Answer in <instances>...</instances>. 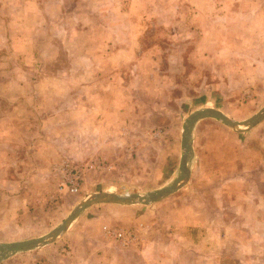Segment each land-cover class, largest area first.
<instances>
[{"label":"rangeland","instance_id":"374dc122","mask_svg":"<svg viewBox=\"0 0 264 264\" xmlns=\"http://www.w3.org/2000/svg\"><path fill=\"white\" fill-rule=\"evenodd\" d=\"M0 6L24 30L20 44L1 45L0 57V83L24 89H0L1 98L36 103L43 97L31 84H54L57 78L67 84L89 82L100 94L94 102L119 107L112 118L114 132L103 126L98 130L103 116H94L95 123L87 106L79 123L71 117L73 122L63 123L65 137L74 142L51 165L56 189L40 180L31 187L36 201L30 206H47L49 211L29 233L51 231L85 196L102 193L101 188L146 194L172 182L179 172L182 127L193 111L214 108L244 121L264 107V0H0ZM68 100L65 107L77 111L74 105L79 102ZM1 103L4 111L20 110ZM63 112L69 111L63 107ZM46 121L31 123L27 130H55V124ZM13 126L16 133L22 130ZM194 139L201 158L193 163L188 188L148 206L122 207L141 208L147 232L150 221L164 232L172 207L191 205L200 197H214L216 205L254 200L257 217L222 219L223 227L231 221L238 226L240 243L228 245L220 264H264V120L237 132L206 119L197 124ZM75 168L81 180L78 191L71 193L62 184ZM92 173L98 185L81 188ZM168 200L172 207L155 209ZM119 228L124 227H110ZM130 229L137 239L127 247L108 238L111 257L137 258L119 251L137 249L144 242V230ZM220 231L223 242L225 235L231 238L228 230ZM190 235L207 238L199 230H190ZM27 236L32 235L22 237Z\"/></svg>","mask_w":264,"mask_h":264},{"label":"crops","instance_id":"0c3cea01","mask_svg":"<svg viewBox=\"0 0 264 264\" xmlns=\"http://www.w3.org/2000/svg\"><path fill=\"white\" fill-rule=\"evenodd\" d=\"M5 11L6 8L0 6V57L2 55L1 45L20 44L19 41L24 35V30L20 29L22 26L17 28L13 19H9V16L4 13ZM53 81H55L54 84L44 83L42 80L39 83L31 84L30 87H33V90H38L43 97L42 99L37 95L39 100L36 103H31L27 99L21 101L20 98L10 99L9 96L6 98L0 96V106L3 105L1 102H5L10 110L20 108L15 112L4 111L0 108V236H4V238L0 237V243L27 240L49 232V230L30 232L32 236L22 237L25 234L30 235L29 231L35 229L39 221L44 220L48 214L47 211H49L47 206H41L40 209H37L35 205L30 206L36 201L35 192L31 187H36L35 184L39 183V180L45 186L48 184L52 186L54 182L53 174L50 173L51 165L68 151L70 143V147L73 145L74 141L65 137L66 127L63 123H68V121L79 123L80 116L83 115V108L87 106V109L93 110L92 115L95 123L94 116L98 117L100 114L103 116L102 121L97 124L98 130L103 126L109 132H114L112 118L116 115L115 111L119 108L118 106L106 104L103 100L94 102L95 99L98 100L100 94L94 93L89 82L67 84L57 78H54ZM104 86L102 85V88ZM0 89L22 92L24 86L17 83L6 85L0 83ZM77 92H82L83 95L77 96L79 97L77 98L75 96ZM64 99H69V104L79 102L74 105L77 111H72V105L65 107L64 103L67 102ZM63 107L69 112H63ZM69 113L72 116H69ZM120 115H117V118H120ZM69 117L76 120L72 121ZM46 120L55 124L53 127L55 130L47 133L38 130L37 127L31 131L27 130L29 124L46 123ZM15 123L18 129H22L20 132H15L13 126ZM240 135L242 134H236V137L239 138ZM77 148L82 150V147ZM193 151L194 163L196 159L200 160L201 158L196 147V139L193 141ZM30 164L33 167L28 171ZM194 173L192 164L190 178L183 187L184 189L193 183ZM90 176L86 178L85 184L83 183L81 188L87 183L91 187L98 185L93 173ZM237 177L239 176L237 175ZM55 186H52L53 190L56 189ZM114 188V186H110L101 188L99 191L108 193ZM49 189L51 188L49 187ZM118 189L124 191L125 187L119 186ZM214 199L211 196H203L197 202L191 201V205L187 203L172 207L170 200L155 205L157 211L167 207L173 208L164 232L158 230V226L155 227L157 224L151 223L152 221H150L151 225L147 232L146 227L141 225L143 223L141 208L102 204L85 211L52 244L32 252L13 256L2 264H23V262L29 264L33 261H41L44 264H220L222 252L228 248V245L240 243L237 237V234L239 235L237 230H240L238 226L235 223L232 224L231 221L226 227H223L222 219L232 220L238 216L257 217L259 213H257L254 200L245 202V198H242V200L237 199L235 202H228V204L216 205L213 204ZM227 200L229 201V199ZM243 205L244 210L239 211L242 210ZM19 223L21 227H19ZM110 227L144 230L143 238L140 236L141 241H144L142 246L140 245L137 249H119L125 254L133 252L137 257L133 262L127 258L111 257L109 254L112 244L108 243L110 241L106 232ZM22 228L23 230H21ZM190 230L203 232L204 235L206 234L207 240L205 239V241L200 235L192 237ZM220 230H228L231 238L225 235L227 240L223 242V232ZM164 236L166 240L162 243L161 240ZM114 249L118 250L115 247ZM251 253L254 254L253 251ZM207 255L209 259L205 258Z\"/></svg>","mask_w":264,"mask_h":264},{"label":"water","instance_id":"95a60500","mask_svg":"<svg viewBox=\"0 0 264 264\" xmlns=\"http://www.w3.org/2000/svg\"><path fill=\"white\" fill-rule=\"evenodd\" d=\"M206 119L215 120L225 127L231 128L237 132L247 131L264 120V107L257 114L244 121L233 120L220 110L214 108H203L193 111L188 115L182 127L180 143L182 154L179 161V172L172 182L146 194H139L136 192H125L124 194L102 192L87 195L74 207L65 220L46 234L22 241L0 243V264L17 254L32 252L52 244L58 240L85 211L93 206L102 204L118 206H132L138 204L148 206L160 202L176 193L187 184L190 178L194 160L193 141L195 129L199 122Z\"/></svg>","mask_w":264,"mask_h":264},{"label":"built area","instance_id":"2783aa9c","mask_svg":"<svg viewBox=\"0 0 264 264\" xmlns=\"http://www.w3.org/2000/svg\"><path fill=\"white\" fill-rule=\"evenodd\" d=\"M81 180L80 170L75 168L67 176L66 182L62 184V189H66L71 193H76ZM106 236L114 239L120 246L127 247L137 239L136 233L132 229L119 228L115 230H107ZM29 264H44L41 261H33Z\"/></svg>","mask_w":264,"mask_h":264}]
</instances>
